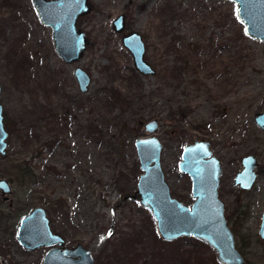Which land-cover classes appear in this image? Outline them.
Returning a JSON list of instances; mask_svg holds the SVG:
<instances>
[{
    "label": "rangeland",
    "instance_id": "rangeland-1",
    "mask_svg": "<svg viewBox=\"0 0 264 264\" xmlns=\"http://www.w3.org/2000/svg\"><path fill=\"white\" fill-rule=\"evenodd\" d=\"M89 1L93 9L78 20L86 51L68 63L33 0H0V103L9 133L0 179L16 165L31 172L13 184V205L0 194V222L8 218L0 223V264H43L50 248L28 251L16 233L37 206L68 247L89 248L96 264H219L194 238L164 241L153 215L129 197L144 173L135 143L158 120L166 181L191 205V180L179 170L186 145L207 139L218 155L244 157L263 138L255 115L264 112V40L246 31L234 0ZM122 14L125 28L116 31ZM133 31L154 76L138 72L123 43ZM77 67L91 78L87 93ZM256 238L243 250L247 264H264Z\"/></svg>",
    "mask_w": 264,
    "mask_h": 264
},
{
    "label": "water",
    "instance_id": "water-1",
    "mask_svg": "<svg viewBox=\"0 0 264 264\" xmlns=\"http://www.w3.org/2000/svg\"><path fill=\"white\" fill-rule=\"evenodd\" d=\"M42 22L53 29L55 47L63 59L76 62L84 55L88 37L78 26L81 16L91 12L89 0H33ZM238 4V15L246 25V31L253 37L264 40V0H234ZM116 31L125 28L122 14L114 21ZM124 45L133 55L138 72L143 76H154L156 69L145 59V42L142 35L133 31L125 34ZM75 77L82 93H87L91 85L90 76L81 67L75 69ZM0 86V97H1ZM256 124L264 130V112L255 115ZM158 120L145 125L147 137L136 140V148L141 163V175L136 192L129 195L147 209L157 222L160 237L166 242L181 238H194L210 246L219 264H247L246 257L237 248L235 233L228 225L226 208L218 197L222 163L214 155L211 143L200 139L183 149L179 170L192 183L191 205L172 196L166 181L161 157L164 145L157 136ZM9 133L4 125V110L0 103V155L4 156L8 147ZM1 161V158H0ZM256 164L253 157L244 160V170L237 182L256 178L253 172ZM0 190L4 196L12 194V187L6 179H0ZM52 221L42 207L34 208L22 220L18 241L28 251L43 247L50 248L43 264H96L93 252L77 245L68 248L65 238L54 232ZM264 238V218L261 229Z\"/></svg>",
    "mask_w": 264,
    "mask_h": 264
},
{
    "label": "flooded vegetation",
    "instance_id": "flooded-vegetation-1",
    "mask_svg": "<svg viewBox=\"0 0 264 264\" xmlns=\"http://www.w3.org/2000/svg\"><path fill=\"white\" fill-rule=\"evenodd\" d=\"M4 125H5V118H4ZM5 129H6V125H5ZM261 134L263 135L262 136L263 138H260L261 137L260 136L258 139L254 140V143L251 146V148L247 144L249 146V147L247 146L248 154H246L244 157L235 156L229 158L230 156L225 157L223 152H221V154L224 155L223 158H221L219 156L221 154L219 153L218 155L215 153L214 145L212 144L211 141L208 140L211 143L214 155H216L222 163L223 171H222V176L220 178L218 197L226 208L228 225L235 233L237 248L242 253L243 250H248L252 247V244H254L255 241L254 237H257L256 241H258L259 243L262 242L264 244V238L261 235V229L264 218V130L263 129H261ZM2 157L3 156L0 155L1 159ZM248 157H253V163L256 164V167L253 170V172L256 174V178L252 181L249 178H247L242 180L241 183L237 182L238 175L242 173V171L244 170V160ZM1 179H6L10 183L13 194L14 191L13 184L15 183H12L7 177ZM0 194L3 203L10 202V205H13V202H11L10 200L12 194L6 197L2 194L1 190H0ZM27 214H25L23 218ZM46 214L50 218L47 211ZM23 218L21 219L19 223V227L17 228L16 231L17 238ZM7 219H8L7 217H3L1 218V221L6 222ZM3 222L0 223L2 224ZM68 248H73V247H68Z\"/></svg>",
    "mask_w": 264,
    "mask_h": 264
},
{
    "label": "trees",
    "instance_id": "trees-1",
    "mask_svg": "<svg viewBox=\"0 0 264 264\" xmlns=\"http://www.w3.org/2000/svg\"><path fill=\"white\" fill-rule=\"evenodd\" d=\"M3 176L7 177L12 183L23 185L27 177H31L30 171H24L21 165L12 166L11 169H6Z\"/></svg>",
    "mask_w": 264,
    "mask_h": 264
}]
</instances>
